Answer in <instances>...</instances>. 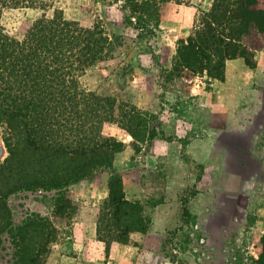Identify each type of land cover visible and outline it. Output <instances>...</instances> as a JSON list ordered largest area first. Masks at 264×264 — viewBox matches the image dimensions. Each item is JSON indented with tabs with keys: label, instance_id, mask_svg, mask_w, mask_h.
I'll return each instance as SVG.
<instances>
[{
	"label": "rangeland",
	"instance_id": "374dc122",
	"mask_svg": "<svg viewBox=\"0 0 264 264\" xmlns=\"http://www.w3.org/2000/svg\"><path fill=\"white\" fill-rule=\"evenodd\" d=\"M125 1L26 0L25 6L3 13L4 27L19 36L36 18L51 15L55 9L67 19H83L84 13L101 21L112 39L109 57L89 68L81 84L103 95L123 96L140 117L143 136L135 141L112 124L111 135L124 142V147L110 168L94 170L60 189L33 188L11 194L7 198L11 230L1 238L0 264H16L15 229L35 218L49 219L57 232L45 264H118L110 249L93 236L112 174L121 178L127 199L141 203L147 230L156 224L159 231L165 221L161 263L256 264L264 237V198L219 204L225 187L222 177L217 178L218 166L227 152L221 151L220 138L225 133L220 132L231 128L220 117L234 113L222 100L225 72L216 79L174 62L178 41L186 39L210 0L161 2L152 22L153 34L144 39L125 24L121 10ZM6 136L7 128L0 123V164L7 156ZM245 139L231 138L240 152ZM249 167L256 171L255 164ZM59 204L67 206V212L72 206L71 215L60 216ZM147 261L153 264L157 259Z\"/></svg>",
	"mask_w": 264,
	"mask_h": 264
},
{
	"label": "trees",
	"instance_id": "16d2710c",
	"mask_svg": "<svg viewBox=\"0 0 264 264\" xmlns=\"http://www.w3.org/2000/svg\"><path fill=\"white\" fill-rule=\"evenodd\" d=\"M163 1L168 0H126L122 5L125 24L139 39L153 34ZM25 2L0 0V123L7 128V156L0 164V243L11 230V194L60 189L110 168L124 147L111 135L112 124L135 141L143 136L140 117L123 96L103 95L81 84L89 68L109 57L112 39L101 21L84 13L83 19H67L55 9L36 18L23 35H13L1 22L3 13ZM209 2L186 39L178 41L175 66L206 71L216 79L224 77L229 59L241 57L255 67V51L264 50V0ZM107 188L96 237L108 251L112 243L127 244L132 232L145 233L148 223L141 203L125 196L117 174L109 177ZM69 208L59 204L56 211L70 216ZM15 230L16 264H45L57 236L53 223L35 218ZM261 244L256 264H264V237Z\"/></svg>",
	"mask_w": 264,
	"mask_h": 264
},
{
	"label": "crops",
	"instance_id": "0c3cea01",
	"mask_svg": "<svg viewBox=\"0 0 264 264\" xmlns=\"http://www.w3.org/2000/svg\"><path fill=\"white\" fill-rule=\"evenodd\" d=\"M254 59L255 67L246 65L241 57L229 59L225 63L227 84L221 87L222 100L225 105L234 109V113L220 117L221 122H229L231 127L224 128L220 132L225 133V136L220 138L221 151L227 150L222 154L223 157L218 166L219 175H217V178L222 177L225 187V194L219 197V204L223 203V206L226 202L232 203L233 200L261 202L260 200L264 198L262 193L264 192V115L261 114L264 109V50H256ZM228 80L232 83L228 84ZM248 125L250 128L247 132ZM227 130L229 131L225 132ZM231 130L234 131L231 132ZM243 136L246 137L245 145L240 152L239 144H234L231 138L243 140ZM230 144L233 145V149L227 148ZM254 164L256 166L254 169L257 172L259 170L263 172V176H260L259 172L257 175V172L249 167H253ZM232 195L234 197H231ZM162 222L163 224L158 227L159 231L155 224L146 230V234L130 233V241L127 244L112 243L111 257L118 264H136L137 261L138 264H148L147 260L151 257L155 261L157 259V262L153 264H163L160 260L161 234L166 223L164 220ZM94 234L96 236V228L93 236Z\"/></svg>",
	"mask_w": 264,
	"mask_h": 264
}]
</instances>
